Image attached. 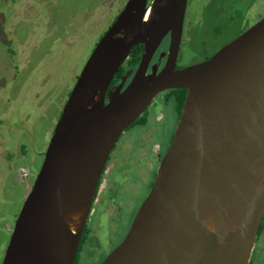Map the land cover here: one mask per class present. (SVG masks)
<instances>
[{
	"label": "water",
	"instance_id": "95a60500",
	"mask_svg": "<svg viewBox=\"0 0 264 264\" xmlns=\"http://www.w3.org/2000/svg\"><path fill=\"white\" fill-rule=\"evenodd\" d=\"M187 0H127L65 102L1 264H73L106 160L160 93L186 90L150 191L100 264H247L264 215V17L175 69ZM169 37L157 72L152 57ZM129 83L107 93L129 52ZM148 68L150 72L147 73ZM128 77V76H126Z\"/></svg>",
	"mask_w": 264,
	"mask_h": 264
},
{
	"label": "rangeland",
	"instance_id": "374dc122",
	"mask_svg": "<svg viewBox=\"0 0 264 264\" xmlns=\"http://www.w3.org/2000/svg\"><path fill=\"white\" fill-rule=\"evenodd\" d=\"M126 2L0 0V264L62 108L91 52ZM202 11L203 27H198L200 22L195 16L185 31L178 66L199 61L220 42L210 33L214 9L204 7ZM160 97L142 118H148V126L161 116L156 106ZM138 128L124 131L111 153L107 181L109 189L117 188L105 191L102 199L92 203L87 217L89 233L79 246L74 264H100L123 240L141 205V194L149 192L151 175L135 172L133 176L129 171L131 182L119 176V158L126 145L140 134ZM170 137V129L155 134L164 147ZM125 157L134 156L126 153ZM137 180H141L137 192L128 197L129 184ZM113 193L118 207L114 216L110 210L114 207L110 199Z\"/></svg>",
	"mask_w": 264,
	"mask_h": 264
},
{
	"label": "flooded vegetation",
	"instance_id": "af4514ba",
	"mask_svg": "<svg viewBox=\"0 0 264 264\" xmlns=\"http://www.w3.org/2000/svg\"><path fill=\"white\" fill-rule=\"evenodd\" d=\"M151 2L152 0H148L147 8H149ZM204 7H206L207 9H210V8L214 9L213 16L211 17L212 20H210V22L212 23L211 28H210V33H212L217 39L219 38L220 42H218L212 48V50L210 51L208 55H203L202 59H200L197 62H193V63L184 65V66H178L177 60H176L175 69L185 68L192 64L200 63V62L207 60L214 53L220 50L223 46L231 42L233 39H235L237 36L245 32L249 27H251L256 22L260 21L264 17V0H187L185 12H184L183 24H182V34H181V40H180L179 49H178V55L180 53L181 46L183 43V36L185 34V31L188 30L189 28L188 25L190 24V21L198 17V21L200 22V25L198 27L199 28L203 27L204 22L202 21V19L204 20L205 17H204L203 11L201 12V9H204ZM199 10H200V13H198ZM202 44L206 46V41L202 40ZM140 46L142 47V45ZM168 46H169V37L166 36L152 57L150 65L157 64L158 65L157 72L164 66V63L167 58ZM142 50H143V47H142ZM178 55H177V59H178ZM141 56H142V51H141V55H140V58L136 66L134 68H130L128 66V62L131 58H130V55H128V58L120 66V68L118 69V71L113 76L110 82V85L106 92L105 103L107 102V93L110 90L120 87V86H122V89H123L129 83V81L131 80L132 76L134 75L138 67ZM149 72H150V69L148 68L147 73ZM159 95L161 96L160 103L157 104L156 106L159 107L158 109H160L161 116L155 117L156 118V119L154 118L155 123L152 126H148V118L146 117V119H144L143 121H142V118L145 117V113L151 107L149 106L143 112V114L139 116L133 122V124L128 127V128L133 127V126L141 127V128H138L140 130V134L135 135L134 139L126 145L125 152L119 158V163L121 164L120 170H119V176H121V178L123 179H126L127 182H131V178L127 177V173L129 171H132L133 176L135 175V172H137L139 175L149 174L151 175V180L148 182V186L150 189L155 179L159 163L162 157L164 156V154L166 153L173 139V136H174L181 112H182L186 90H184V95H183V99L181 102L179 100L180 95H177L176 90H167L166 92L160 93ZM155 100L156 99H154L151 103H153ZM169 129L171 132V137H170L171 140H169V143L167 144V146L164 147L160 144L158 140H156L155 134H157L158 136L162 135V133H165ZM115 145L112 148L106 160L104 168L101 172L92 203L98 199H102V196H104L105 191H111V190L114 191V189L117 188L116 186H114L111 189H109V183L107 181L108 176H109V171H110L109 161L111 159V153L113 149L115 148ZM126 153H129L133 155L134 157L128 159L125 157ZM130 164H134V165L129 166ZM140 181L141 180H137V181H134V183L129 184L130 191H129L128 197L129 196L132 197V195H134L137 192L138 189L136 185H138L139 187L138 183H140ZM143 194L144 192L141 194L143 198L140 197L141 203L147 196L146 193H145V196H143ZM147 194H148V190H147ZM115 196L116 194L113 193L112 198H110L112 202L114 203V207L110 208V210H112L113 212L112 216H114L115 212L118 209L116 205L117 200L115 199ZM139 206L137 207V210ZM91 207H92V204H91ZM91 207H90V212H91ZM137 210L135 211V214ZM107 214H110L109 211H107ZM87 233H89V230L87 231V220H86L81 240L83 238V234H85L84 235V238H85ZM80 244H81V241H80ZM105 257L106 255L103 258ZM247 264H264V215L258 227L256 237L254 239V243H253L252 250H251Z\"/></svg>",
	"mask_w": 264,
	"mask_h": 264
},
{
	"label": "trees",
	"instance_id": "16d2710c",
	"mask_svg": "<svg viewBox=\"0 0 264 264\" xmlns=\"http://www.w3.org/2000/svg\"><path fill=\"white\" fill-rule=\"evenodd\" d=\"M141 51H142V47L140 46V45H138V46H135L131 51H130V60H129V62H128V66L130 67V68H134L135 66H136V64H137V62H138V60H139V58H140V55H141ZM120 71V70H119ZM176 92H177V95H180L179 96V100H180V102L182 101V99H183V95H184V90H176ZM84 235L85 234H83V238H82V240H81V242L83 241V239H84Z\"/></svg>",
	"mask_w": 264,
	"mask_h": 264
}]
</instances>
